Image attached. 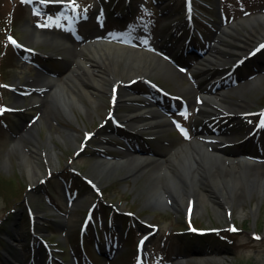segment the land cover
<instances>
[{"label":"rangeland","instance_id":"374dc122","mask_svg":"<svg viewBox=\"0 0 264 264\" xmlns=\"http://www.w3.org/2000/svg\"><path fill=\"white\" fill-rule=\"evenodd\" d=\"M66 1L71 4V9L76 10L80 17H82L81 14L88 15L87 20H83V17V22L79 20L80 30L84 38L83 42L74 41L68 35L65 27L60 26L59 23H52L55 22L52 19L66 21L64 13H55L56 9L59 10L60 5H47L34 0V3L38 6V10L34 12L35 9H33L31 0H0V47L6 30L3 27H6L9 15L13 14L11 33L21 42L35 47L39 54L30 57L39 61L50 71H55L56 77L63 79L66 70L65 61L70 60L68 55L63 52L62 48H54L49 44L34 41L27 32V24L30 25L31 29H34V24L37 26V21H41L42 25H50L46 26L50 27L46 30V33L53 30L60 35H68L73 41L68 46L72 48L73 54V49L75 50L76 56H79L78 51L84 41L92 39L95 35L114 33L117 30L121 32V36L132 39L133 43L148 46L159 45L161 33H170L174 27L180 26L179 28L183 30L182 33H174L179 48L186 43L184 41L185 35L187 37L189 34L192 35L188 27L184 25L183 0H130L128 6L123 4L122 0ZM100 6H103L106 10L105 26L103 28L99 27L97 21L101 16ZM194 6L193 19L196 29L193 28L195 29L193 39L199 43L197 45L200 48L213 41L218 25L231 24L247 15L264 13V0H194ZM11 7H14L13 11ZM235 27L236 31H228V36H224L217 44L213 54L220 61L219 63L207 64L211 66L209 69L205 71L192 70L191 65L185 71H181L175 66H170L171 71L167 74L148 73L146 75L173 94V97L165 98L167 103L174 108L173 112L176 109L178 111L188 110L186 118L183 119L186 124L194 123L195 126H198L202 122L203 115H207L208 118L212 115L210 119H207V123L215 122L214 125H222V130L235 134L234 141L240 140V142L226 145V150L240 149L258 157H264V129L262 131L257 130L251 137L245 139L249 131L255 126L256 111L264 103V84L260 82L256 86L247 88L242 96L236 93L239 90L236 89L233 91L234 93H228L227 97H223V101L228 104L233 103L236 108L233 111H225L224 113H227L225 117L215 116L218 113H213L212 110L202 104L204 101L200 103L197 98V94L202 90H214V86H218L219 88L215 90L218 93L220 90L227 88L231 83V77H222V75L226 73L228 66L245 54L259 38L264 36V32L257 26L253 30L245 24L236 25ZM40 32L43 33V31ZM9 47L11 46L9 45ZM9 47L3 48L7 56L4 55V62L0 63V79L10 84L11 87L0 86V103L19 107L25 104V109L15 113H4V118L0 120V264H14L9 261V256L19 264H27L29 260L32 261V254L26 247V243L31 239L26 204L33 208L35 229L40 233L43 232L44 237L51 239L50 241H53V243L56 244L61 241V244L66 247L63 255L67 262L71 260L70 248L73 252L79 251L74 237L76 238L77 230L80 229V221L84 216L83 211L93 201L95 194L88 191L87 188H79V193L74 195V197L77 196L75 205L71 208L67 207L68 201L64 196V186L61 179L66 181L72 179L80 183L77 180L79 175L70 171L71 168H75L85 175L90 174L102 186L106 200L111 201L120 209H129L131 213L135 212V215L138 216H126L122 219L123 223L120 219L115 220L116 225L124 224L126 226V223L130 222L129 236L124 237L121 235L118 238L114 255L109 260L94 256L91 246L89 244L85 245L84 255L87 254L91 259L96 260V264H129L133 262L135 242L142 233L136 227H141L145 231L149 228L141 221L157 223L156 231L150 236L145 246V251L149 254L148 257L145 256L147 264H161L158 258L160 255H164L165 250L167 257L173 255L169 261H173L174 264L176 260L181 261V264H264V197L253 195L249 201L242 203L240 206L244 212L243 216L238 215L239 207L236 203H232L230 216H225L226 204L218 198L208 195L203 206L194 205L195 209L193 208L191 217L185 218V223V202L178 206L170 203L164 209L153 208L145 204L144 180L149 169L156 164L144 169L142 176L138 178L125 177L122 171L112 174L108 178L104 176L97 178L93 171V164L97 156L95 157L92 153L95 151L94 147L98 146V142H110L111 144L104 147L105 154L119 159V157L121 158L127 154L125 148H129L130 144L132 146L135 144L130 141L131 139L129 140L130 144L125 143L124 139L117 135H109V139H103L101 138L103 134L108 133V130H106L107 125L99 127L96 136L86 141L84 148L79 152L77 151L74 156V150H79L84 141V128L87 130L95 128L99 117H105L108 111H113L122 118V114L137 107V104L128 102H117L112 107L109 103V91L104 86L109 82L103 83L101 92H89V95L91 94L94 100H97L96 105L90 103L87 94L79 92L86 110L78 106H72L74 112L72 118H66L60 111L56 115H46V106L41 105L39 108L41 110L40 115H35L39 117L40 121L33 123L37 129L39 142L37 149L28 152L30 154L29 163H36L40 172L31 179L27 172L26 163L20 155L21 148L27 150L31 148L25 143L20 145H24L25 148L24 146H18L17 140H19L20 134L23 133L22 128L24 130L31 129L29 128L31 114L39 110L31 105L30 96L27 93L28 89L22 86L34 82L39 69L30 63L29 57L28 60L22 58L21 54ZM263 49L252 57H247L241 66L231 72V75L238 74L237 76L243 79L247 78L249 74H255V77H258L260 73L264 72ZM58 55L61 58H58ZM43 56H46L45 59ZM87 56L88 53L84 51L83 57L87 58ZM258 59L261 61L260 64L257 63ZM198 61L201 60L198 58L192 59L191 64L194 65ZM85 65L92 69V76L107 78L105 73L98 71L92 61H86ZM119 66L121 67V64ZM189 73L192 75H189ZM45 74H49L48 71H45ZM75 74L81 76L79 72ZM125 77L122 76L123 79ZM221 78L222 80H219ZM81 79L83 84H88L89 81L85 77ZM181 87H189L192 90L183 91L180 89ZM119 88L120 94L122 89L127 90L122 85H119ZM130 88L147 91V86L141 80L132 84ZM155 94L157 95V92ZM135 102L144 104L145 99L138 98ZM243 109L251 111L252 115H240L239 113L243 112ZM145 115L147 114H140L134 119L140 120L145 118ZM11 130L14 131L13 134H11ZM70 132L74 134V140L67 138ZM149 132V130L142 131L136 138L137 142L140 143V147L145 148L147 151L164 152L184 142L179 137L180 134H177L170 126L162 127L153 139L144 140L143 135L149 134ZM49 135L51 136L50 144H47L46 141ZM130 135L136 137L134 133H130ZM113 139L123 148L115 146ZM51 145L55 151L53 157L48 155ZM156 160L158 162L159 158L156 157ZM46 162L51 168L49 175H46L47 170L44 168ZM42 181L43 183H41ZM27 185L31 186V189H26ZM76 186L77 183L74 187ZM44 190L51 192L50 195L52 194L54 197L52 201L47 202L45 200ZM71 192L74 193V190L72 189ZM205 192L207 193L206 190ZM24 196L25 199L23 200ZM98 197H100L99 194L96 198ZM54 203L60 209L62 207L68 208V211L71 209L68 216L66 214L67 222L61 216L53 214ZM102 206L101 201L95 204L93 213L102 230L108 233L109 230L104 227L102 221L106 216L100 210ZM111 215H114V213ZM229 219H232L237 226L242 228L239 233H227L231 237L230 243L218 238L223 233L219 231L216 234H211L210 239L197 243L188 239L186 235L176 237L178 234H175L176 231L184 232L185 225L188 224L206 227L228 226ZM60 220L63 221L60 222ZM64 223L66 224L63 225ZM253 230L261 233L263 237L252 238L251 231ZM193 249L200 250V252H194ZM121 250L125 251L126 256L117 257V253H120ZM38 251L41 252L37 253L36 262L38 264H60L57 259L52 263L45 262L46 258L40 246ZM98 251L104 252L107 249L100 244ZM206 253L218 255L221 259L203 260L202 256ZM57 255L60 256L59 253ZM164 259H166V256ZM85 264L89 263L86 262Z\"/></svg>","mask_w":264,"mask_h":264},{"label":"bare ground","instance_id":"6f19581e","mask_svg":"<svg viewBox=\"0 0 264 264\" xmlns=\"http://www.w3.org/2000/svg\"><path fill=\"white\" fill-rule=\"evenodd\" d=\"M242 24H245L251 30L257 26L264 32V14L249 15L240 21L233 22L231 25L220 26L215 33L214 42L220 43V39L228 36V31H236L235 26H241ZM26 26L28 34L34 41L49 44L54 48H62L70 59L67 60L66 75L63 80L39 72L35 78V83H32V86L39 90L41 101L46 103L48 115H56L57 111H60L66 118H72L74 117L72 106H78L86 110L79 92L87 94L90 103L96 105L97 100H94L89 92H101L103 83L106 82H109V84H104V86L108 91H112L110 80L114 84L117 78L126 81L134 76L148 73L164 75L171 71V64L164 59L162 54L157 55L158 49L156 47L151 49V47L130 46L113 40H95L84 43L78 51L79 56H76L75 50L73 49V54L72 48L68 46L70 40L67 37L54 33H41L31 29L29 25ZM215 47L212 46L210 51H214ZM84 51L88 53L87 58L83 57ZM207 54L209 55L204 57L202 62H199L194 69L205 71L210 68L207 64L216 62V56L209 52ZM88 60L93 62L99 72L105 73L107 78L92 76V69L85 65ZM119 64H121V67ZM76 72H79L81 76L78 74H75V76L74 73ZM122 76H126L125 79ZM83 77L89 81L87 85L83 84L81 79ZM260 82L264 84V72L258 77L240 81L227 90L218 93L208 91L202 97H205L208 101L207 108L214 111H233L236 109L235 105L233 103L228 104L222 98L227 97L228 93H232L236 89H239L236 93L242 96L244 90L256 86ZM180 89L183 91L192 90L189 87H181ZM114 92L115 95L117 94L119 102L132 103L139 95L128 90H123L121 95H118L116 91ZM144 113H148L145 118L134 119ZM166 115L158 112L153 101H148L144 105H139L134 110L122 114V117L125 124L137 133L143 129H148L152 131L151 133H157L162 127L168 125ZM204 133L210 137L202 135ZM197 134L193 140L169 148L164 152L159 151L156 154H148L133 153L134 151L128 150L127 154L123 155L120 160L97 159L93 164V171L97 178L103 176L106 178L119 171H122L125 177L138 178L142 176L144 169L156 164L149 169L144 180L147 195L145 203L150 202L152 205H161L162 201L165 202L169 199L173 205L178 206L183 202L187 205V200L190 199V203L201 207L209 195L218 198L228 208L232 203H236L239 207L238 215L243 216L244 212L240 206L242 203L249 201L253 195L264 197V162L260 163V161L247 158L244 152L239 149L226 150L223 147L226 144L225 142L233 140L232 136L226 132L208 133L199 131ZM206 137H208L209 142L205 140ZM50 138L49 135L46 141L47 144H50ZM67 138L74 140V134L70 132ZM38 142L36 126H32L17 140L18 146L25 143L31 148L30 150L20 149V155L26 163L27 172L31 179L40 172V169L36 163H29L30 154L28 152L37 149ZM211 144L212 147H208ZM48 155L49 157L55 155L52 145ZM156 157L159 158L158 162ZM213 258L216 257L205 255L202 259L209 260ZM177 264H181V261Z\"/></svg>","mask_w":264,"mask_h":264},{"label":"snow or ice","instance_id":"6c2138e0","mask_svg":"<svg viewBox=\"0 0 264 264\" xmlns=\"http://www.w3.org/2000/svg\"><path fill=\"white\" fill-rule=\"evenodd\" d=\"M261 47H264V45H262ZM262 115H264V114H262ZM262 126H264V123H262Z\"/></svg>","mask_w":264,"mask_h":264}]
</instances>
